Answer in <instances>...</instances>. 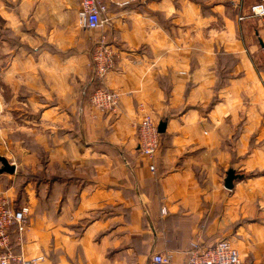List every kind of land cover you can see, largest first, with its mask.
Wrapping results in <instances>:
<instances>
[{
	"label": "crops",
	"instance_id": "crops-1",
	"mask_svg": "<svg viewBox=\"0 0 264 264\" xmlns=\"http://www.w3.org/2000/svg\"><path fill=\"white\" fill-rule=\"evenodd\" d=\"M105 1L109 21L90 31L80 0H0V156L13 174L50 176L23 188L30 225L10 233L13 252L185 264L193 243L228 239L245 264H264V28L249 16L261 0ZM100 41L114 54L104 86L120 94L107 111L82 95L100 85ZM140 105L166 122L153 172ZM13 174H0V193L19 208Z\"/></svg>",
	"mask_w": 264,
	"mask_h": 264
},
{
	"label": "built area",
	"instance_id": "built-area-1",
	"mask_svg": "<svg viewBox=\"0 0 264 264\" xmlns=\"http://www.w3.org/2000/svg\"><path fill=\"white\" fill-rule=\"evenodd\" d=\"M131 0H122L121 4H127ZM241 8V2L236 4ZM108 6L105 0H80L77 18L80 25L90 31L105 26L109 17ZM249 16L258 18L264 28V0L253 4L249 9ZM239 16L238 20H243ZM113 52L105 42L100 41L91 53V67L95 79L100 85L89 89L84 87L82 95L88 100L90 106L101 111L114 109L120 101V94L104 86L105 75L113 66ZM140 120L137 124V138L139 153L148 161L150 171L155 170L153 158L160 146V133L157 129V121L153 115L142 105L139 106ZM30 209L24 204L15 208L9 199L0 193V264H37L43 260L42 255L32 258H23L16 255L10 245V231L21 235L30 223ZM153 264H172L169 255L154 254ZM185 264H245L237 248L229 241L221 239L211 246H198L192 244L188 261Z\"/></svg>",
	"mask_w": 264,
	"mask_h": 264
},
{
	"label": "water",
	"instance_id": "water-1",
	"mask_svg": "<svg viewBox=\"0 0 264 264\" xmlns=\"http://www.w3.org/2000/svg\"><path fill=\"white\" fill-rule=\"evenodd\" d=\"M261 46L264 48V43L261 41ZM166 122L165 121H159L157 125L158 132L161 134L165 131ZM0 174L1 173H8L13 174L15 172V165L13 163H10L8 159H6L3 156H0ZM238 176L235 174L233 169H229L226 173V177L224 178L223 185L226 189H232L233 188V182Z\"/></svg>",
	"mask_w": 264,
	"mask_h": 264
},
{
	"label": "rangeland",
	"instance_id": "rangeland-1",
	"mask_svg": "<svg viewBox=\"0 0 264 264\" xmlns=\"http://www.w3.org/2000/svg\"><path fill=\"white\" fill-rule=\"evenodd\" d=\"M6 33H8V32H6ZM263 39H264V33H263ZM11 176H14V177H12V178H14L13 179V183L15 182V185H16V197H15L16 200H15V202H16L17 205L18 204H22L24 202V199L26 198L25 197L26 192L24 191L23 188L25 187V185L28 182L31 183L32 180L35 179V178H33V176H31L30 174L21 176V175H16V173H15V174H13ZM21 190H23V191H21ZM225 240H228V239H225Z\"/></svg>",
	"mask_w": 264,
	"mask_h": 264
},
{
	"label": "trees",
	"instance_id": "trees-1",
	"mask_svg": "<svg viewBox=\"0 0 264 264\" xmlns=\"http://www.w3.org/2000/svg\"><path fill=\"white\" fill-rule=\"evenodd\" d=\"M164 133V132H163ZM163 133H161V134H163ZM161 134H160V136H161ZM160 147V146H159ZM31 175V174H30ZM31 176H33V178H35L36 180H43V179H48V178H50V176L48 175V174H45V173H43V174H40V175H31ZM21 191H23V190H21ZM15 205H17V204H15ZM20 204H18L17 206H19ZM20 207V206H19ZM12 232H13V230H11L10 231V233L12 234ZM10 234V235H11Z\"/></svg>",
	"mask_w": 264,
	"mask_h": 264
}]
</instances>
